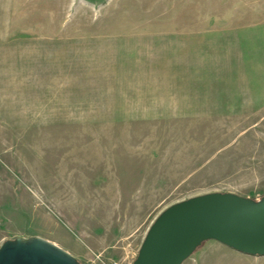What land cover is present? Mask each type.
Returning a JSON list of instances; mask_svg holds the SVG:
<instances>
[{
  "label": "rangeland",
  "instance_id": "374dc122",
  "mask_svg": "<svg viewBox=\"0 0 264 264\" xmlns=\"http://www.w3.org/2000/svg\"><path fill=\"white\" fill-rule=\"evenodd\" d=\"M210 193L264 197V0H0V247L133 264Z\"/></svg>",
  "mask_w": 264,
  "mask_h": 264
},
{
  "label": "water",
  "instance_id": "95a60500",
  "mask_svg": "<svg viewBox=\"0 0 264 264\" xmlns=\"http://www.w3.org/2000/svg\"><path fill=\"white\" fill-rule=\"evenodd\" d=\"M264 257V197L210 193L176 203L150 227L133 264H184L205 243ZM0 264H81L61 247L40 237L8 240Z\"/></svg>",
  "mask_w": 264,
  "mask_h": 264
}]
</instances>
